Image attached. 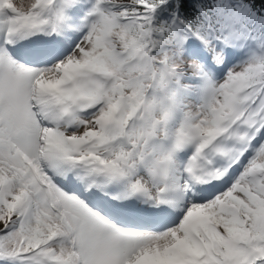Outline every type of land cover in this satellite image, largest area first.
<instances>
[{
  "label": "snow or ice",
  "instance_id": "6c2138e0",
  "mask_svg": "<svg viewBox=\"0 0 264 264\" xmlns=\"http://www.w3.org/2000/svg\"><path fill=\"white\" fill-rule=\"evenodd\" d=\"M0 264H264V0H0Z\"/></svg>",
  "mask_w": 264,
  "mask_h": 264
}]
</instances>
